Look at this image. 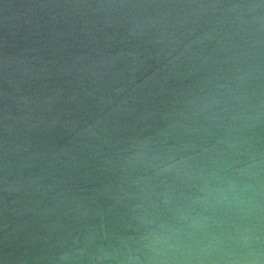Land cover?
I'll return each instance as SVG.
<instances>
[{
  "label": "water",
  "instance_id": "95a60500",
  "mask_svg": "<svg viewBox=\"0 0 264 264\" xmlns=\"http://www.w3.org/2000/svg\"><path fill=\"white\" fill-rule=\"evenodd\" d=\"M0 264H264V0H0Z\"/></svg>",
  "mask_w": 264,
  "mask_h": 264
}]
</instances>
